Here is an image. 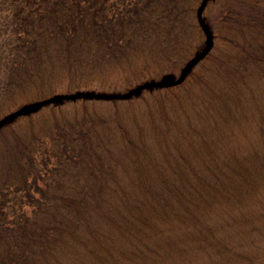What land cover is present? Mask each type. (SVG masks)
<instances>
[{"label":"trees","instance_id":"1","mask_svg":"<svg viewBox=\"0 0 264 264\" xmlns=\"http://www.w3.org/2000/svg\"><path fill=\"white\" fill-rule=\"evenodd\" d=\"M210 1L11 0L0 264H264V0Z\"/></svg>","mask_w":264,"mask_h":264},{"label":"rangeland","instance_id":"2","mask_svg":"<svg viewBox=\"0 0 264 264\" xmlns=\"http://www.w3.org/2000/svg\"><path fill=\"white\" fill-rule=\"evenodd\" d=\"M224 0H211L207 6V16H213L216 15L218 12V4ZM14 4H12L11 0H0V116L4 114H8L12 112L19 104L24 103L25 98L22 97H17L15 100L12 101H7L5 99V83L7 80L8 76V65H9V60H10V50L12 47L13 40L15 38L14 36V31L12 27V19H11V10L13 9L12 7ZM189 77L185 79L183 84L181 85L182 91L177 90L175 95H183V90L187 87L189 84ZM170 80V79H168ZM171 81V80H170ZM172 82V81H171ZM170 91H168L169 93ZM8 95L10 92H7ZM136 96H131L133 100L131 103H124V108L125 106L133 105V109L137 116L139 117V113L141 114L142 118L144 120L147 119L145 117L147 113V109L151 108L152 106L154 107L153 104V98L154 96H160V95H166V90L165 88L159 87L158 89L151 88L150 90L144 91V92H139L137 94H134ZM141 95V96H140ZM7 96V95H6ZM82 101L78 102L77 104L81 105ZM87 110L89 112H92L96 110L102 115L109 116L110 118L113 119L115 116V111L118 109V103L114 105L113 103L96 98L95 100H90L87 101L86 104ZM168 111L170 109L169 105H167ZM75 106L72 105L71 103H67L63 106H55L54 111L57 113V115H60L61 113L67 115L68 117H71L73 114ZM129 109V107H127ZM61 109V110H59ZM171 110V109H170ZM172 111V110H171ZM131 112V111H130ZM77 113L81 114L83 113V107H79V110ZM118 113V110H117ZM30 116L23 117V118H16L12 121V124L15 126L17 124L21 125H27L29 118L32 120H37L40 115H44L45 117H48L49 119L52 118V116L49 114V111L43 110L42 108H36L35 110H32V112L29 113ZM143 120V121H144ZM178 125V123H177ZM179 126V125H178ZM175 128V125H174ZM247 137H249V132L246 131ZM252 136V135H251ZM104 145V144H103Z\"/></svg>","mask_w":264,"mask_h":264},{"label":"water","instance_id":"3","mask_svg":"<svg viewBox=\"0 0 264 264\" xmlns=\"http://www.w3.org/2000/svg\"><path fill=\"white\" fill-rule=\"evenodd\" d=\"M205 1V0H204ZM199 16L201 15V10L199 11ZM210 38L208 37V40H207V44H206V49L209 48L210 46ZM191 66V63H189L186 67H184V69L182 70L181 72V75H180V78L183 77L185 75V73L188 71V69L190 68ZM171 83L170 80L168 79H164V80H161V81H158V82H155V83H150V84H147L145 85L146 88H150V87H160V86H166V85H169ZM85 94L83 93H78V94H75L74 96H70L71 97H78V96H83ZM61 99L60 96H55V97H52L51 99H49V102H56V101H59ZM39 106V104H30V105H26V106H23L21 107L18 111H17V114L19 115H23V114H26L34 109H36L37 107ZM11 118V116H7L5 118V120H9Z\"/></svg>","mask_w":264,"mask_h":264}]
</instances>
